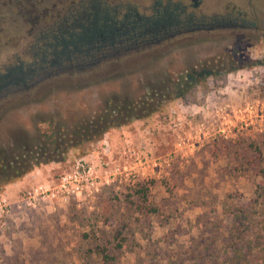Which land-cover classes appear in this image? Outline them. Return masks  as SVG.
<instances>
[{
	"label": "rangeland",
	"instance_id": "rangeland-1",
	"mask_svg": "<svg viewBox=\"0 0 264 264\" xmlns=\"http://www.w3.org/2000/svg\"><path fill=\"white\" fill-rule=\"evenodd\" d=\"M118 2L129 6L127 16L81 6L56 23L33 49L36 63L18 67L11 74L18 80L9 82V76L0 90L34 82L76 49L97 48L99 31L156 42L93 74L57 78L3 101L0 150L33 142L38 128L67 125L111 105L162 104L0 188V264H104L93 254L99 244L114 256L105 264H227L233 214L258 205L257 185L264 183V0H199L196 7L193 0H108ZM188 14L248 26L236 20L237 27L167 37ZM4 28L16 41H0V65L15 56L35 62L29 53L33 31ZM210 63L216 76L175 95L176 84L183 89L196 80L187 77L191 70ZM78 163L91 169L79 192L28 204V192L55 191ZM257 232L250 230L254 237Z\"/></svg>",
	"mask_w": 264,
	"mask_h": 264
},
{
	"label": "trees",
	"instance_id": "trees-1",
	"mask_svg": "<svg viewBox=\"0 0 264 264\" xmlns=\"http://www.w3.org/2000/svg\"><path fill=\"white\" fill-rule=\"evenodd\" d=\"M92 3L95 4V1L73 0L66 1L64 5L62 4L58 15L47 18V22L38 26L33 34L34 36L32 35L33 43L29 49L32 58L35 59L32 53L33 49L48 39L50 31L56 23L74 16L76 10L81 6L91 7ZM104 3L108 7L101 8L106 12L110 11L107 8L112 6L107 0ZM127 11L129 10H121L119 8L117 13L120 17H124ZM96 36L98 37L96 39L97 48L90 47L87 49L81 47L76 49L73 55L61 58L60 65L51 66L44 74H38L34 82L24 86L0 90V104L9 99L22 97L44 82L48 83L61 77L74 78L93 74L98 69L119 62L131 53L141 52L148 45L156 42L153 38L148 37V43L145 45L135 35L125 38L117 35L116 38L109 37L107 33L100 31L96 33ZM116 44L120 47L117 48ZM98 52L101 54L98 55ZM35 63L36 59L35 62L33 60V62L27 63L18 62L17 60L13 67L8 68L5 73H0V75L6 76L9 70L14 71L25 64L32 66ZM212 63L199 72L191 70L187 77H192L193 80H196L193 82L189 81L191 84L189 82L188 84L186 83L187 85L183 89H179L183 83L176 84L175 95L177 97L185 95L198 81H204L210 76H216L217 73L213 72V67H211ZM185 78H182V82L186 81L184 80ZM152 94L154 98L158 97L156 91L152 92ZM161 104L152 101L149 103L127 101L121 105L105 107L98 113L87 114L67 125L50 126L48 130L36 129V136L33 142L15 144L11 152L0 150V188L22 180L39 166L63 161L70 149L79 148L85 143L99 141L110 129L150 116L160 108ZM260 175L264 179V169L261 170ZM256 193L260 200L255 202L258 204L257 206L251 207L252 212L241 209L235 211L231 218L233 223L229 230L230 238L227 243V249L229 250L227 264H264V217L260 213L264 210V183L257 185ZM137 194L143 196L146 195V191L138 190ZM253 227L258 231V235L255 237L253 233L250 234V230ZM84 236L86 237V235ZM93 254L100 257L104 264L114 260V256L110 255L109 248L103 244L97 245ZM258 260H261V262L258 263Z\"/></svg>",
	"mask_w": 264,
	"mask_h": 264
},
{
	"label": "flooded vegetation",
	"instance_id": "flooded-vegetation-1",
	"mask_svg": "<svg viewBox=\"0 0 264 264\" xmlns=\"http://www.w3.org/2000/svg\"><path fill=\"white\" fill-rule=\"evenodd\" d=\"M95 4L92 3V5L96 6L97 8H105L108 7L107 4L104 3L106 0H94ZM108 1V0H107ZM195 3L193 6H197L199 4V0H193ZM66 0H0V36L5 35V37L2 39L0 37V41H4V43L16 41V36H12L11 33L9 34L7 31H3L4 27H15L14 29L17 31V27L22 26V31L28 35V32H32V35L35 33L36 28L39 25H43L47 22V18H50V16L54 17L58 15L61 5L65 4ZM169 5V4H167ZM111 8H107L113 13L119 11V8L121 10H129V6L118 2L115 5H111ZM173 6V5H169ZM174 8H177L173 6ZM58 11V12H57ZM110 11H107L110 12ZM139 15V14H138ZM127 16V14H125ZM141 17H145L140 15ZM237 22H242L243 27H247L244 20L240 19H230L225 18L221 16H199L195 17L193 14L186 15V21L183 23L182 26H180L175 32L168 35L167 37L180 35L181 33H188V32H195L200 30H211L214 28H226V27H237L239 24H235ZM241 25V23H240ZM35 27V29H34ZM34 29V30H33ZM9 34V35H8ZM34 36V35H33ZM154 39V37H151ZM149 38V39H151ZM33 39V38H32ZM148 39V38H147ZM17 56L14 57L12 62H9V64H2L0 65V73H5L8 68L13 67L15 59ZM60 65V64H59ZM15 67V66H14ZM9 72V73H8ZM6 74L0 75V81L4 77V81H2L3 85L7 83V79L10 76V81H17L18 78L15 76H12L13 70H9ZM20 77V76H19Z\"/></svg>",
	"mask_w": 264,
	"mask_h": 264
},
{
	"label": "built area",
	"instance_id": "built-area-1",
	"mask_svg": "<svg viewBox=\"0 0 264 264\" xmlns=\"http://www.w3.org/2000/svg\"><path fill=\"white\" fill-rule=\"evenodd\" d=\"M90 170L91 169L87 165L78 163L72 174L60 177L55 191L50 189L43 190L42 188H39L38 190H34V192H28L26 201L29 205H32L33 202L38 200V198H55L60 192L65 194H69L70 192L75 193L76 191L79 192L80 182L81 180H84V177H86L84 174H88ZM85 180L88 181L86 178ZM74 183H76V185H74Z\"/></svg>",
	"mask_w": 264,
	"mask_h": 264
},
{
	"label": "crops",
	"instance_id": "crops-1",
	"mask_svg": "<svg viewBox=\"0 0 264 264\" xmlns=\"http://www.w3.org/2000/svg\"><path fill=\"white\" fill-rule=\"evenodd\" d=\"M28 175H30V174H28ZM28 175H27L26 177H28ZM26 177H24V178H26ZM24 178H23V179H24ZM17 185H18V184H17ZM8 187L10 188V186H8ZM8 187H7V190L9 189Z\"/></svg>",
	"mask_w": 264,
	"mask_h": 264
}]
</instances>
